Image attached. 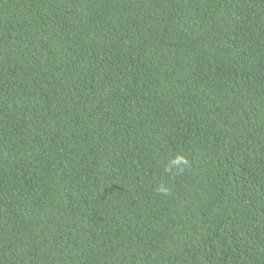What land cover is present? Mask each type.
Instances as JSON below:
<instances>
[{
    "label": "trees",
    "instance_id": "obj_1",
    "mask_svg": "<svg viewBox=\"0 0 264 264\" xmlns=\"http://www.w3.org/2000/svg\"><path fill=\"white\" fill-rule=\"evenodd\" d=\"M0 264H264V0H0Z\"/></svg>",
    "mask_w": 264,
    "mask_h": 264
},
{
    "label": "clouds",
    "instance_id": "obj_2",
    "mask_svg": "<svg viewBox=\"0 0 264 264\" xmlns=\"http://www.w3.org/2000/svg\"><path fill=\"white\" fill-rule=\"evenodd\" d=\"M188 166H189L188 159L182 154H177L169 161L168 166H166V170L171 172L172 169L175 168L177 172H182ZM155 190L162 195L166 194L168 191L167 188L164 187L163 185L158 186Z\"/></svg>",
    "mask_w": 264,
    "mask_h": 264
}]
</instances>
